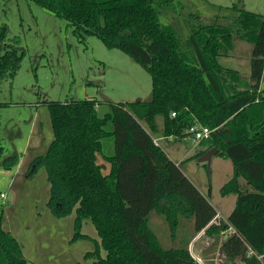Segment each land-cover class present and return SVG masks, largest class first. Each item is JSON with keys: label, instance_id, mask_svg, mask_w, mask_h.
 I'll return each mask as SVG.
<instances>
[{"label": "trees", "instance_id": "obj_1", "mask_svg": "<svg viewBox=\"0 0 264 264\" xmlns=\"http://www.w3.org/2000/svg\"><path fill=\"white\" fill-rule=\"evenodd\" d=\"M26 1L65 20L75 35L97 36L122 51L152 79L149 101L112 104L104 117L95 100L47 104L54 140L31 172L46 169L55 218L75 209L73 241L94 243L84 256L87 264H199L188 241L178 240L182 219L192 221L195 234L215 237L227 229L212 224V186L204 196L143 126L145 121L156 131L157 117L164 119L166 137L188 136L195 121L215 130L201 143L210 147L197 156L216 148L217 156L232 161L233 178L221 192L237 196L228 221L247 244L233 236L222 242L220 253L234 264H264V15L235 7L240 13L231 25H193L183 41L162 18L165 11L175 13L174 0ZM8 33L7 25L0 27V85L15 78L25 55L4 44ZM236 37L253 46L249 82L219 61L234 49ZM4 154L0 135V167L11 170L19 157ZM154 212L169 226L170 249L150 227ZM85 222L93 224L99 243L81 232ZM249 248L262 259L248 257ZM0 264H30L21 243L3 228L2 216Z\"/></svg>", "mask_w": 264, "mask_h": 264}, {"label": "rangeland", "instance_id": "obj_2", "mask_svg": "<svg viewBox=\"0 0 264 264\" xmlns=\"http://www.w3.org/2000/svg\"><path fill=\"white\" fill-rule=\"evenodd\" d=\"M174 7L175 13L165 11L162 18L177 29L183 41L187 40L193 25H231L240 13L235 7L264 15V0H174ZM3 25L9 28L4 44L19 48L18 52L23 49L25 54L15 78L0 85L3 158L15 154L19 157L11 170L0 167L3 228L21 243L30 264H87L90 261H85L84 256L94 250V243L73 241L75 209L64 218H55L48 207L50 184L46 169L38 168L29 175L34 160L46 155L54 140L47 104L95 100L99 116L104 117L112 104L149 101L152 96L151 75L122 51L108 48L99 37L75 35L65 20L35 3L0 0V27ZM252 48L250 43L236 37L234 49L227 56L220 57V64L240 72L249 82ZM4 53L2 51L1 55ZM261 85L264 89V75ZM156 124L157 130L152 131L143 122L153 139L204 196L208 197L209 186H212L209 201L216 211L228 218L237 197L235 194L223 196L221 191L233 178L232 161L216 155L210 165L199 163L200 156L197 155L209 148L210 143L195 146L188 136L178 139L171 136L172 141H176L169 143L163 128L159 131L158 127H164V119L157 117ZM106 151L112 152L110 143ZM192 157L194 160H188ZM181 223L178 240L185 239L189 246L197 234L191 220L182 219ZM150 227L163 248L173 247L169 226L162 216L154 212ZM81 232L100 242L91 222H85ZM218 242L213 241L210 249L205 237L195 243L191 252L195 258L197 256V262L234 264L222 256ZM102 255L105 256L104 251ZM235 264L244 263L236 261Z\"/></svg>", "mask_w": 264, "mask_h": 264}, {"label": "built area", "instance_id": "obj_3", "mask_svg": "<svg viewBox=\"0 0 264 264\" xmlns=\"http://www.w3.org/2000/svg\"><path fill=\"white\" fill-rule=\"evenodd\" d=\"M173 116L175 117L176 114H173ZM214 131L215 130H212L209 127H206V126L198 123L197 121H195L194 124L188 129L187 134H188V137L191 138L193 144L195 146H197V145H200L202 142L211 139V136H212ZM154 142L157 146H159L158 141L154 140ZM212 224L216 225L218 227H222V225L227 226V229L222 231L220 234V236L224 240H226L230 237L236 236L243 241V238L238 233V231L230 224V222L228 221L227 218H224V216L221 213L217 212V215H216L215 219L213 220ZM243 242L245 243V241H243ZM221 245H222V243L220 244V247H221ZM218 255H219V253H218ZM222 256L224 257V255H222ZM250 256H255L259 260L262 259V257L259 256L254 250L249 248L248 257H250Z\"/></svg>", "mask_w": 264, "mask_h": 264}, {"label": "crops", "instance_id": "obj_4", "mask_svg": "<svg viewBox=\"0 0 264 264\" xmlns=\"http://www.w3.org/2000/svg\"><path fill=\"white\" fill-rule=\"evenodd\" d=\"M250 72H251V70H250ZM249 75H250V73H249ZM263 81V80H262ZM262 84V83H261ZM260 90H263L264 91V89L262 88V85H261V89ZM159 127V131H162V128H163V126L161 125V126H158ZM168 139H166L169 143H173L174 141H176V139H173V141H172V138L171 137H167ZM170 140V141H169ZM160 146V145H159ZM161 147V146H160ZM162 148V147H161ZM163 149V148H162ZM164 150V149H163ZM166 152V151H165ZM167 153V155L169 156V158L171 159V160H173L172 158H171V156L168 154V152H166ZM189 160V159H188ZM174 161V160H173ZM183 161V160H182ZM178 165V164H177ZM233 173H234V166H233ZM31 174H32V172L29 174L30 176H31ZM237 197V196H236ZM236 206V205H235ZM234 208L235 207H233L231 210H230V212L228 213V217L230 216V214L232 213V211L234 210ZM217 212H219L218 210H217ZM220 213V212H219ZM228 219V218H227ZM95 232H96V230H95ZM96 234H97V232H96ZM90 236V235H89ZM203 237H205V241L207 242V248L208 249H210V247H211V245H212V243H213V241L215 242V241H219L218 243H219V247H220V244L224 241V239L219 235V236H217V237H209V236H207L206 235V233H205V231H202V232H200V233H198L197 234V236L194 238V240H192L190 243L191 244H189V250H190V252H191V248H192V246L195 244V243H197L199 240H202V238ZM191 254L193 255V257L195 258V256H194V254H193V252H191ZM198 255V254H197ZM206 255V254H205ZM205 255H200V257L201 258H204L205 257ZM218 255V254H217ZM195 260L196 261H198V259H197V256H196V258H195ZM215 260V259H214ZM205 262H207L206 260H204ZM199 262V261H198ZM199 264H201V262L199 263ZM205 264V263H204ZM218 264V263H217Z\"/></svg>", "mask_w": 264, "mask_h": 264}, {"label": "water", "instance_id": "obj_5", "mask_svg": "<svg viewBox=\"0 0 264 264\" xmlns=\"http://www.w3.org/2000/svg\"><path fill=\"white\" fill-rule=\"evenodd\" d=\"M217 154H218V150L216 148H213L207 153H205L202 157L198 158V162L207 163L208 165H210L213 157L216 156Z\"/></svg>", "mask_w": 264, "mask_h": 264}]
</instances>
